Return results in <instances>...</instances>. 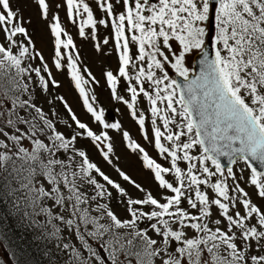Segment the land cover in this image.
Masks as SVG:
<instances>
[{
  "label": "snow or ice",
  "instance_id": "snow-or-ice-1",
  "mask_svg": "<svg viewBox=\"0 0 264 264\" xmlns=\"http://www.w3.org/2000/svg\"><path fill=\"white\" fill-rule=\"evenodd\" d=\"M96 3L107 20L97 21L85 0H66L68 17L73 22L81 17V37L86 27L95 38L98 23L111 25L119 67L104 75L112 98L127 106L142 132L145 115L137 111V101L141 96L147 100L154 147L168 166L151 158L127 131L122 136L131 151L141 154L164 194L157 199L117 169L124 181L145 194L133 199L92 162L76 146L78 139H89L112 163V138L108 131L97 133L82 122L63 97L58 99L75 128L70 136L58 130V113L46 112L36 102L33 74L41 93L60 85L47 63L43 69L24 63L32 58L17 39L28 38L24 19L11 0H0V200L8 198L13 207L22 208L40 238L53 246L46 250L48 264H133V259L134 264H264V207L241 186L243 181L253 187L264 201V0ZM38 4L47 18L49 4ZM116 4L123 11L117 13ZM53 21L55 67L60 69L61 48L74 45L70 36L66 42L61 39L68 34L59 17ZM193 52L201 54L198 75L186 66ZM35 55L43 60L39 52ZM67 62L93 121L119 131L120 123L106 122L103 109L94 107L95 96L90 102L83 86L88 81L71 56ZM121 79L130 99L118 93ZM65 126L71 127L67 122ZM112 190L125 204L128 218L121 219L112 209ZM91 241L99 242L107 261Z\"/></svg>",
  "mask_w": 264,
  "mask_h": 264
},
{
  "label": "rangeland",
  "instance_id": "rangeland-1",
  "mask_svg": "<svg viewBox=\"0 0 264 264\" xmlns=\"http://www.w3.org/2000/svg\"><path fill=\"white\" fill-rule=\"evenodd\" d=\"M85 2L89 4L93 11L94 18L97 21L101 19H108L105 13H103L98 7L96 0H85ZM46 3L49 4V14L47 18H44L42 16L38 0H11V7L13 10H19V13L24 19L23 26L28 32V38L32 41V43L29 44L28 38L23 36L17 37L20 43L28 47L29 56L32 57L31 59H25L24 63L33 68L41 69H43V64L47 63L48 69L52 73V77L60 85L58 88L50 86L47 94L40 92L37 103L42 105L46 112H49L50 109H54L58 113V117L55 118L57 121V128L63 133H65L67 128H75V124L71 121L68 111L59 101V97H63L76 116L82 122L88 123L97 133L102 130L108 131L110 137L112 138L111 142L114 146V153L111 155L112 163H108L103 159L101 151L97 149L89 139H78L76 146L85 150L91 161L96 163L102 171H104L105 174H107L115 182L119 183L127 191L129 197L133 199H142L145 194L138 191L129 182L124 181L119 175L117 169L123 171L131 178V180L150 191L157 199H160L161 195L164 194L163 190H161L154 181L152 172L144 167L141 154L131 151L122 136L123 131H127L132 140L140 144L148 152L151 158L155 159L165 167L168 166V163L161 158L154 147L153 125L151 124V114L149 113L148 108L150 106L146 103V100H144L145 98L142 96L138 98L137 111H143L145 115V129L142 132L139 125L136 123V120L132 118L130 110L127 106L112 98L111 90L106 83L104 73L107 71H113L116 73L119 67L118 53L109 36V34L111 35V32L113 31L112 27H108V29H106V33L103 29H98L97 33H95V38H93V35L85 29V37L81 38L77 27L70 26L71 19L67 14V5L65 0H46ZM115 10L117 13L123 11L122 4H116ZM54 16L59 17L62 28L68 34L67 36L62 35L61 39L66 42L68 36H70L74 45V47H70L68 49H64L63 47L61 48L62 56L60 58V69L55 67V61L57 59L55 55L56 42L55 37L51 32V24L54 23ZM74 19L79 20L81 17L77 16ZM105 39H108L107 44L103 43ZM3 42L4 34L3 32H0V43ZM97 44L100 46V51H97ZM37 52L41 54L43 60L35 55ZM135 52L136 48L133 46L132 53L135 54ZM196 53L198 52H193L186 57L187 67H191V58ZM69 56H71L76 62V67L80 69V75L88 81V83L83 86L88 92L90 102H92L91 97L95 96L96 99L94 107L98 111L103 109L106 122L120 123L121 129L119 131L114 129H102V126L94 122L91 115L87 113L83 104V98L80 96L79 91L75 87V81L72 79L70 66L67 62ZM85 69L87 71H85ZM42 75L47 78V73L42 71ZM169 75L173 78L175 73L169 69ZM33 77L36 80L34 74ZM95 81H98V83ZM145 87H148V85L146 84ZM117 90L121 96H124L126 99H130V93L127 92V82L123 79L120 80ZM149 90L151 91V89ZM48 100H54V103L49 104L47 102ZM65 122H67L68 125H71V127H66ZM145 132L148 136L147 140L144 138ZM180 166L184 167V164H181ZM240 166H242V163L238 164L236 167L238 168ZM248 175V171H245L244 176L247 177ZM166 178L169 180L172 179L171 176H167ZM241 186L246 188L257 205L264 207V201H261L256 197L253 187L245 185L243 181H241ZM112 191L113 199L111 207L121 219H126L127 213L123 208L124 203H120L117 193L114 190ZM207 191H209V194L212 195L210 190ZM183 206L187 207V204L185 203ZM215 211L216 210L213 209L214 213ZM215 218L216 217L214 215L213 219ZM95 248H97L101 257L107 261L103 249L97 246H95ZM121 259H123V257H121ZM157 264H159V262H157Z\"/></svg>",
  "mask_w": 264,
  "mask_h": 264
},
{
  "label": "trees",
  "instance_id": "trees-1",
  "mask_svg": "<svg viewBox=\"0 0 264 264\" xmlns=\"http://www.w3.org/2000/svg\"><path fill=\"white\" fill-rule=\"evenodd\" d=\"M84 18L86 19V16ZM80 21L81 19H75V22H73V19H71L70 26L77 27L79 30ZM108 27H111V25L105 27L104 25L97 24L95 33H97L98 29H103L106 33V29H108ZM85 29L92 34L91 28L86 27ZM109 36L113 45H115L113 31L111 32V35L109 34ZM37 79L38 78L36 77V80ZM36 80L33 77L32 87L35 89L38 101L40 91L35 85ZM64 134L66 136H70L72 134V128H67ZM125 207L126 206L124 204L123 208L125 209ZM145 210H147V208H145ZM36 219L40 220L41 223L43 222L42 217H37ZM140 226L145 227L146 223L141 224ZM91 243L93 244V247H100L99 242L97 241H91ZM52 247L53 246L51 244H46L45 241L40 238L39 230L31 226L23 217L22 208L17 209L13 207L8 198L0 200V264H48L46 250H50ZM104 255L107 258L105 253Z\"/></svg>",
  "mask_w": 264,
  "mask_h": 264
},
{
  "label": "water",
  "instance_id": "water-1",
  "mask_svg": "<svg viewBox=\"0 0 264 264\" xmlns=\"http://www.w3.org/2000/svg\"><path fill=\"white\" fill-rule=\"evenodd\" d=\"M200 58L201 54L197 53L195 54L192 59H191V70H192V75H198L200 71ZM174 79H177L178 81L182 82V78L178 76H174ZM222 163L227 165V161L222 158Z\"/></svg>",
  "mask_w": 264,
  "mask_h": 264
}]
</instances>
